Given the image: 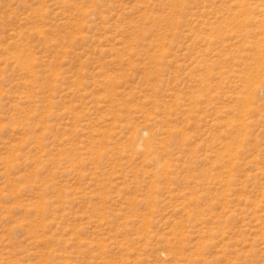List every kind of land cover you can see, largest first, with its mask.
<instances>
[{"label": "rangeland", "instance_id": "374dc122", "mask_svg": "<svg viewBox=\"0 0 264 264\" xmlns=\"http://www.w3.org/2000/svg\"><path fill=\"white\" fill-rule=\"evenodd\" d=\"M0 264H264V0H0Z\"/></svg>", "mask_w": 264, "mask_h": 264}]
</instances>
